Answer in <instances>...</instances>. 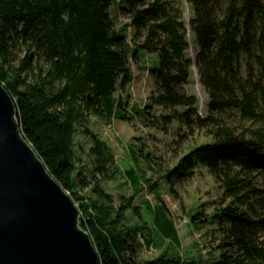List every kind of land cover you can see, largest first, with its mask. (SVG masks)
Listing matches in <instances>:
<instances>
[{
    "label": "trees",
    "instance_id": "1",
    "mask_svg": "<svg viewBox=\"0 0 264 264\" xmlns=\"http://www.w3.org/2000/svg\"><path fill=\"white\" fill-rule=\"evenodd\" d=\"M184 3L194 13L195 65L208 92V118L199 116L198 98L187 91L192 61L181 1L0 0V83L15 102L25 139L78 205L80 225L90 234L101 264H264V195L250 181L254 172H264V0ZM118 12L129 19L135 48L127 43L126 30L117 27ZM141 51L158 56L150 70L158 91L155 104L169 112L160 119L191 131L207 129L213 138L167 170L164 185L190 179L197 167L207 168L224 198L232 201L213 215H205L203 207L191 212V223L217 225L221 233L220 243L201 262H184L181 250L169 245L181 249L164 202L153 206L143 200L152 221L129 225L142 208L128 218L120 211L131 208L133 197L117 211L98 184L93 198L83 194L96 174H120L107 143L89 129L90 119L130 120L116 94L131 80L130 52L137 56ZM228 112L252 123L247 134L227 125L223 115ZM79 133L92 143L93 169L84 175L77 167ZM135 159L140 167L136 154ZM153 163L148 159L146 167ZM140 171L142 177L133 167L125 173L135 196L149 190L161 201L163 184H152L147 170ZM135 247L161 253L141 260Z\"/></svg>",
    "mask_w": 264,
    "mask_h": 264
},
{
    "label": "rangeland",
    "instance_id": "2",
    "mask_svg": "<svg viewBox=\"0 0 264 264\" xmlns=\"http://www.w3.org/2000/svg\"><path fill=\"white\" fill-rule=\"evenodd\" d=\"M178 1L182 2L184 10L189 43L187 55L192 61V78L187 91L198 98L199 116L208 118L210 115L208 112V92L200 82L195 65L199 47L190 27V20L194 16L193 9L187 3H184V0ZM116 24L118 28L121 27L126 30L127 43L130 44L131 49L135 48L137 45L133 43L135 33L132 27L129 26V19L118 12ZM143 40H138L137 43L142 44ZM129 59L131 80L124 85L123 89L118 90L116 98L122 103V109L127 116L129 115L130 120L107 122L92 118L89 125V129L106 142L111 149L115 156L116 165L120 169V174L112 178L96 174L93 179H89L91 185L83 190V194L93 198L95 196L92 191L93 185L98 184L110 196L112 205L117 211L126 205V200L133 197L131 208L126 212L120 211V213H125L124 216L127 218L128 214L133 212L135 208L143 207V200H149L153 206L164 202L170 211L171 218L176 223L181 249L176 248V243H169V245L178 252L181 250L180 254L184 262L191 259L201 262L206 260L209 252L220 243L221 233L217 225L209 224L197 227L194 223H191V212L203 207L202 212L205 215H213L232 201L224 198L222 187L207 168H195L194 175L190 179L174 180L172 186L164 185L162 176L167 170L176 169L181 159L195 147L211 143L213 138L207 132V129L194 128L191 131V129L180 125L178 122H174L172 125L163 122L160 119L161 116L167 115L169 112L155 104L158 91L150 74V70L157 66L158 56L144 51L136 56L130 52ZM143 111L145 117L141 114ZM223 119L227 125L236 129L239 133L248 131L252 127L251 122L241 120L239 115L234 112L225 113ZM91 147L92 143L88 137L80 133L76 136L75 149L81 160L77 163V167L83 175L93 169L91 158L88 155ZM135 154L140 161V167L136 165ZM148 159L154 161L151 167L153 169L146 167ZM159 164H162V166L159 167ZM132 167L136 169L137 174L141 177L140 169L147 170L152 184L157 182L163 184L161 201H158L155 194L149 190H144L135 196L134 190L130 183H127L125 176V173ZM250 177L253 186L262 191L264 195V172L256 171ZM151 221L152 218H148L142 208L141 216L134 218L129 225L137 223L144 225L146 222ZM141 240L142 238L138 235L137 242H142ZM166 245H168V242H166ZM135 249L139 258L146 261L156 259L161 253V250H146L137 247Z\"/></svg>",
    "mask_w": 264,
    "mask_h": 264
},
{
    "label": "water",
    "instance_id": "3",
    "mask_svg": "<svg viewBox=\"0 0 264 264\" xmlns=\"http://www.w3.org/2000/svg\"><path fill=\"white\" fill-rule=\"evenodd\" d=\"M81 212L25 139L0 83V264H101Z\"/></svg>",
    "mask_w": 264,
    "mask_h": 264
}]
</instances>
